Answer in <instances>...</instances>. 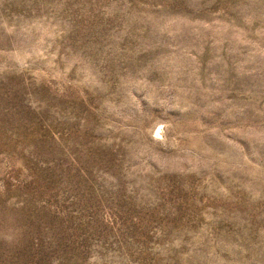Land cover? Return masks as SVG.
Returning <instances> with one entry per match:
<instances>
[{
    "label": "rangeland",
    "instance_id": "rangeland-1",
    "mask_svg": "<svg viewBox=\"0 0 264 264\" xmlns=\"http://www.w3.org/2000/svg\"><path fill=\"white\" fill-rule=\"evenodd\" d=\"M0 264H264V0H0Z\"/></svg>",
    "mask_w": 264,
    "mask_h": 264
}]
</instances>
